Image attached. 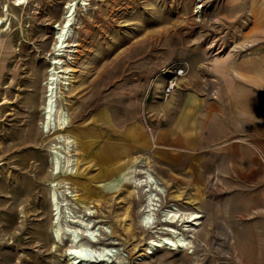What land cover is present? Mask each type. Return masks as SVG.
<instances>
[{
	"label": "rangeland",
	"instance_id": "rangeland-1",
	"mask_svg": "<svg viewBox=\"0 0 264 264\" xmlns=\"http://www.w3.org/2000/svg\"><path fill=\"white\" fill-rule=\"evenodd\" d=\"M20 1L0 0V264H69L72 233L84 243L73 255L79 264H264L259 166L229 162L252 149H231L232 157L203 148L195 163L164 164L152 141L172 116L174 97L212 96L211 60L244 53L242 21L229 20V0ZM69 2L78 3L72 39L57 58L68 85L54 98L68 124L55 133L56 116L43 123L39 108L54 27ZM176 68L185 85L164 98ZM140 135L149 147L138 145ZM140 167L165 189L154 224L169 207L202 216L195 231L182 232L191 250L146 254L154 236L139 222L144 196H132V171ZM190 171L205 177L184 179ZM53 184L77 200L57 194L55 211ZM124 221L134 239L125 240Z\"/></svg>",
	"mask_w": 264,
	"mask_h": 264
},
{
	"label": "crops",
	"instance_id": "crops-1",
	"mask_svg": "<svg viewBox=\"0 0 264 264\" xmlns=\"http://www.w3.org/2000/svg\"><path fill=\"white\" fill-rule=\"evenodd\" d=\"M229 20L242 21L244 53L210 61L212 96L186 93L181 100L172 99L174 112L153 135V147L164 164L195 163L203 148L232 157L231 149L250 148V155L229 162L250 164L254 170L257 164V177L264 181V0H229ZM183 85L179 80L178 87ZM138 141L149 147L144 135ZM181 175L187 180L205 177L191 171Z\"/></svg>",
	"mask_w": 264,
	"mask_h": 264
},
{
	"label": "bare ground",
	"instance_id": "bare-ground-1",
	"mask_svg": "<svg viewBox=\"0 0 264 264\" xmlns=\"http://www.w3.org/2000/svg\"><path fill=\"white\" fill-rule=\"evenodd\" d=\"M16 5L22 4V1L20 0H13ZM82 3L84 1L88 0H81ZM24 2V1H23ZM78 6V3L76 2H69L64 7V12L62 14V18L60 22L57 24L56 27H54L55 32V43L52 47V61L49 63V69L46 74V80L44 83V100L41 104L39 110L42 116L43 123H49L52 116H56V126L52 128L55 133L59 131H64L67 128V119L65 118V115L60 111L57 110L56 105L54 103L55 92L58 89V87H63L65 90V86L68 84L65 80H68V77L66 78V72H63L61 69H63L62 63L57 58L61 57V51L63 48H65L68 43L71 41V27L74 24L73 23V16L76 10V7ZM66 45V46H65ZM51 59V58H50ZM56 109V110H55ZM56 136V135H55ZM55 140H61L62 136H56L54 137ZM64 144H66V150L69 152V144L71 143L67 139L63 140ZM133 178H132V196L135 197V194L138 190L142 193L144 196V205L142 209V214L139 218V222L147 229L149 230V233L153 235L154 237L151 238L145 247L146 254H152L156 250L159 249H165L170 251H183V250H191L193 248L192 242L190 241L189 237L182 234V232H192L195 231L193 227H197L201 219V215L199 213L195 212H188V213H180L178 209L176 208H166L163 210H159L162 214V219L155 220L154 224L151 220L153 214L151 213L155 209L157 210L160 205L161 197L165 194V189L159 182V180L153 176L148 169H145L144 167L135 168L132 171ZM57 185L53 184L51 185L52 188L48 190V199L50 202V206L54 207L55 211L60 209V204L58 203V196L57 194H61L62 198L64 196L70 197L74 200H77L76 194H67L66 191L63 193H56L55 187ZM52 189V190H51ZM134 190V191H133ZM136 190V191H135ZM60 191V190H59ZM60 198V197H59ZM135 199V198H134ZM126 215L124 218L127 219L129 217L128 208L125 212ZM55 216H58V212L55 213ZM192 227V228H191ZM120 230L123 233V236L125 240L134 239L131 232L132 229L130 225L126 224L125 221L122 225H120ZM60 227H55L54 233L56 235L59 234ZM67 241V249L64 254L65 256H71L70 260H72L69 264H79L76 260L77 257H80L78 253L83 251L84 243H80V240L78 239V236L76 234H70ZM128 241V240H127ZM96 242V241H95ZM132 243V242H130ZM127 244V243H125ZM133 244V243H132ZM98 250L100 247V244L97 245ZM102 247V246H101ZM103 250H106L104 247H102ZM133 250H135V246H133ZM78 254L76 257H73V255ZM141 256V255H140ZM69 260V259H68Z\"/></svg>",
	"mask_w": 264,
	"mask_h": 264
},
{
	"label": "built area",
	"instance_id": "built-area-1",
	"mask_svg": "<svg viewBox=\"0 0 264 264\" xmlns=\"http://www.w3.org/2000/svg\"><path fill=\"white\" fill-rule=\"evenodd\" d=\"M184 75L182 68L173 69L172 74L166 79L164 88L162 90V96L164 98L169 97L177 88L178 79Z\"/></svg>",
	"mask_w": 264,
	"mask_h": 264
}]
</instances>
